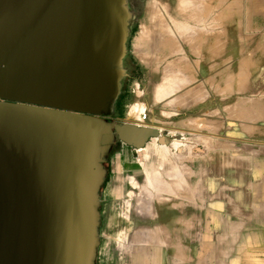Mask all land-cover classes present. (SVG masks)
Returning <instances> with one entry per match:
<instances>
[{"label":"water","instance_id":"obj_1","mask_svg":"<svg viewBox=\"0 0 264 264\" xmlns=\"http://www.w3.org/2000/svg\"><path fill=\"white\" fill-rule=\"evenodd\" d=\"M139 14L128 0H0V264H97L106 149L166 145L113 120Z\"/></svg>","mask_w":264,"mask_h":264},{"label":"rangeland","instance_id":"obj_2","mask_svg":"<svg viewBox=\"0 0 264 264\" xmlns=\"http://www.w3.org/2000/svg\"><path fill=\"white\" fill-rule=\"evenodd\" d=\"M163 1L165 0H133L130 3L140 14L135 19L132 36L128 44V55L125 60L128 76L123 82L122 93L117 101L121 115L113 117V120L120 123L157 128L159 131L164 132L166 137L164 148H168L165 151L171 155L165 152V154L170 156L169 159H166L169 162H165V160L162 163L163 166L158 168V164L154 163L153 160V151L155 148V150H164L161 147L162 145L158 144L157 139L154 138V141L150 139L146 144L148 145L147 159L144 156L143 158L142 156L139 157L137 150L135 151L119 142L115 144L107 164L109 167L108 179L106 183L104 182L105 184L102 188V237L109 235L110 226L119 221H124L125 225L130 226L128 228L124 227V231H129L130 233L132 231V234H135L136 231L139 233L142 224L151 223L153 208L156 209L157 207L159 210L165 203L169 204L170 208H173L181 198L186 200L191 198L193 203H196L199 201V197L194 195L195 191L206 193L208 200L206 212L209 223L218 221V219H232V222L228 223L225 221L223 223V230L230 229L233 225L242 227L241 229L251 225H259V231H264V221L254 223L255 218L251 217L249 213L251 210L256 213V216L253 215L257 219L264 218V133H262L264 132V111H262L264 110V62H262L264 61V54H262L264 53L262 52L264 51V0H230L236 5L237 3L240 5L239 8L236 7L237 10H235V5H231L232 3L229 0H221L224 4H230H227L228 7L232 6L231 8L229 7L231 10L229 12L227 5H223L221 2L222 6H224L223 11H226L224 17L227 18L220 22V24L223 23L221 27L224 26V29L220 27L219 35L215 37H219L222 45L214 46V49H216L214 53H212L213 50H208L203 56L206 58V60L204 58V62L208 64H206L207 68H205V71L211 72L212 64L215 62L216 67L222 71V79L217 84L203 81L204 84L202 86L204 87L202 88L204 89L201 88L200 91L194 92L193 95L191 93L192 97L190 94L187 96V93L184 94L185 92L183 91L189 86L188 90L192 87L194 88V86L191 87L194 82L189 83L187 80L192 72L195 74L194 71L196 69L192 66L194 71H191V68V70L187 71L183 66L186 61L178 64L177 55L174 53V50L177 51V49H173L174 54L171 50L170 52L173 55L170 53L171 55L169 56L168 50L172 49V47L168 48L163 43L164 41H161L163 36L160 35L161 31L159 32V27L157 26L159 24L158 18L163 10ZM147 5H151V7L149 8ZM153 13L154 15L158 13L159 16L158 14V17L154 16ZM208 17L210 16L204 19V22H208H206L207 26L210 25L209 22L211 23L212 20H210L211 17ZM195 21L193 22L195 24L189 23L196 26L193 29L195 34L191 31V34L187 33L185 36L186 38L189 37L188 40H190V37L193 38L191 39L193 42L191 41L190 44L194 47L197 46L194 36L198 32L197 27L201 26V24H196ZM211 28L208 27L206 29L205 27V35L203 30V33L199 31L208 41L214 37L213 27ZM143 35H145V39L143 38L144 42L141 41ZM136 37L141 38V40ZM185 37L179 38L180 41L179 39L177 40L182 46L184 43L181 44V40L185 39ZM163 40L165 39L163 38ZM223 40H226L225 43ZM207 46L208 48L213 47L209 42ZM192 49L194 50L193 47ZM190 51V59L194 63L195 60L192 54H194L195 50L194 52ZM216 52H218V57L217 55L216 57L212 55ZM167 55L169 57H166ZM211 56L213 59H210ZM174 60L176 66L174 62L175 68L173 67V69L171 67ZM246 60L250 62L249 64L247 63L248 61L245 63L252 66L251 70L246 71L249 73H247L249 77L247 79L244 78L245 71L241 73L242 68L245 69L243 61ZM168 66L171 67L169 68ZM170 69L173 70L171 71ZM176 69L180 71H176ZM238 69L240 70L238 72L242 75V78H240L242 81L239 80L238 84H236V81H232L229 75ZM174 70L175 72H173ZM174 73L177 74L175 75ZM185 74L189 76H186L187 80L186 77H183ZM241 75L239 76L241 77ZM244 79L246 82H244ZM230 80L232 81L231 83ZM223 81L226 83L224 84ZM160 82L161 84H159ZM184 82L186 84L188 82L189 85L187 86ZM227 83L231 84V87L229 86L230 89ZM223 85H227V88ZM158 86L169 87L166 91L168 94L159 99L158 97L156 98V94L154 95ZM216 88L219 89L216 90ZM188 90L186 91L188 92ZM201 90L204 91L202 92ZM195 93H198L197 96H195ZM198 99L201 101H198ZM137 102L146 104L147 120L138 118L133 121L127 116L128 109ZM238 113L240 116H238ZM174 143H181V145L178 149H173L171 145ZM159 174L161 175L160 177ZM156 175L157 177L154 178ZM165 181L167 182L166 184ZM172 189L174 193L171 192ZM177 189L180 194L176 193ZM103 191H117V198L115 197L114 199L118 201L110 199L104 201ZM120 191H123L124 195H120ZM159 192H161L160 195L158 194ZM162 192H165V194H162ZM191 192L193 195L189 196ZM173 194L179 196L175 197ZM158 195L163 197L160 198ZM165 198L168 201H164ZM157 200L158 202H155ZM216 201L225 204H236V202H239L241 206H244L243 209H248V212L244 211L238 215V212L227 213L218 211L213 205ZM158 210L155 212L156 221L158 220V215L159 218L163 216L166 220L169 212L167 214L160 212L159 214ZM211 230L216 231L218 229L213 228ZM252 246L256 248L252 250L256 254L254 256L256 260H264V251L261 250L264 244L261 246L253 243ZM246 247L251 250V245H246Z\"/></svg>","mask_w":264,"mask_h":264},{"label":"crops","instance_id":"obj_3","mask_svg":"<svg viewBox=\"0 0 264 264\" xmlns=\"http://www.w3.org/2000/svg\"><path fill=\"white\" fill-rule=\"evenodd\" d=\"M122 192L120 195H124ZM195 192L194 195L199 197L196 203L181 199L168 211L159 209V214L169 212L166 220L158 215L156 221L157 208H153L151 223L142 224L139 233L124 231V227H130L124 221L111 225L109 235L101 237L97 264H264V260H256L252 251L256 249L253 243L264 244V231H259V225L248 226L246 231L236 225H231V230H223V223L232 222V219L209 223L206 193ZM116 194L117 191H103V200L118 201L114 199ZM213 205L221 212H238V215L248 212L239 202L231 205L216 201ZM249 213L255 218L254 223L264 221V218L257 219L254 211ZM213 228L218 230H211ZM246 245H251V250ZM261 250L264 251V247Z\"/></svg>","mask_w":264,"mask_h":264},{"label":"bare ground","instance_id":"obj_4","mask_svg":"<svg viewBox=\"0 0 264 264\" xmlns=\"http://www.w3.org/2000/svg\"><path fill=\"white\" fill-rule=\"evenodd\" d=\"M153 1V0H152ZM223 1H225V0H223ZM230 1V0H229ZM237 1V0H236ZM241 1V0H240ZM221 0H165V1H163V7H162V13H160L161 15L159 16V14H158V16H159V18H158V21H159V24H158V26L157 27H159V32L161 31V33H160V35H162L163 36V38L165 39V40H163V38L161 39V41H164L163 43L166 45V46H168V48H170V47H172V49L170 48V50H168L169 51V56L173 53V49H177V51H175L174 50V53H176V59L178 60H176L177 62H178V64L179 63H182V61H186V62H184L183 64V66L186 68V70L187 71H189V70H191L193 67L196 69V71H194L193 69L191 70V71H194V73L195 74H193V72H192V74L190 75V77L189 76H187L186 74H185V76H183L184 78L187 76V77H189L188 78V80H187V77H186V80L187 81H189V83H191V82H194V84L193 85H191V87L192 86H194V88L192 87L190 90H188L189 89V87L188 88H186V90H188V92L185 90V91H183V92H185L184 94H186L187 93V96L190 94L191 95V93H192V95H193V93L194 92H196V91H200V89L202 88V87H204V86H202L203 84H204V82L203 81H208V82H215L216 84H217V82L219 81L220 82V80L222 79V71L220 70V68H217L216 66V63L214 62V64H212V71L211 72H209V71H205V68H207V63H205L204 61L206 60V58L203 56V55H205V53H206V51H208V50H213V52L212 53H214L215 51L214 50H216V49H214V46L215 47H217L218 46V44H220V42L221 41H219V37H215V36H217V35H219V30H220V27H221V25L223 24H220V22H222V20H225V18H227V17H224V13H226V11L224 12L223 11V9H224V6H222V4H221ZM232 4L231 5H235V8L237 7V8H239V4L237 3V5H236V3H233L232 1H230ZM229 2V3H230ZM150 3V2H149ZM153 3H155V2H153ZM158 3V2H157ZM161 3V2H160ZM223 3V5H227V4H224V2H222ZM155 5V4H154ZM228 5H230V4H228ZM228 5H227V7H228ZM148 6V5H147ZM159 6V5H158ZM149 8L151 7V5L150 6H148ZM154 7H156V6H154ZM230 8L232 7V6H229ZM229 7H228V10H229V12H231V10L229 9ZM237 8L235 9V10H237ZM244 8L246 9V7H245V5H244ZM159 9V8H158ZM226 9V8H225ZM227 10V11H228ZM234 10V9H233ZM239 10V9H238ZM149 12V11H148ZM152 12V11H151ZM150 12V13H151ZM154 12V11H153ZM157 12H159V11H157ZM245 12H247V11H245ZM228 13V12H227ZM237 13H239V12H237ZM149 14V13H148ZM157 14L156 15H154V13H153V15L154 16H157ZM152 15V14H151ZM149 16H150V14H149ZM149 16H148V18H149ZM153 16V17H154ZM157 16V17H158ZM207 16H210V17H208V18H210V20H211V23L209 22V26H207L206 25V22H204V19H206L207 18ZM156 18V17H155ZM157 19V18H156ZM196 20V21H195ZM207 20H209V19H207ZM209 20V21H210ZM227 20V19H226ZM155 21V20H154ZM196 22V24H201V26H199V27H197V30H198V32H197V37H196V35L194 36L195 37V39H194V41L196 42L195 44H197V46H191V41L193 42V40H191V39H193L192 37H190V40H188V38H186L185 36H186V34L187 33H189V34H191L190 32L192 31V33H194L195 34V31L193 32V29H195L196 28V26H194V25H191V24H195V23H193V22ZM149 22V21H148ZM189 23H191V24H189ZM208 23V22H207ZM203 25V26H202ZM234 25V24H233ZM205 27H206V29L209 27L210 29H212L211 27H213V30L214 31H212L213 33H214V37L211 39V40H207L206 38H204V35H205V32H204V30H205ZM224 27V26H223ZM223 27H221V29L223 28ZM145 29V28H144ZM209 29V30H210ZM224 29V28H223ZM202 30H203V32H204V35L203 34H201V33H203L202 32ZM201 33H200V32ZM148 32V31H147ZM157 32V31H156ZM221 32H222V30H221ZM144 33V32H143ZM223 33H224V30H223ZM226 33V32H225ZM178 34H179V36H182V37H179L178 36ZM185 34V35H184ZM200 34V35H199ZM222 34V33H221ZM159 35V34H158ZM173 37H172V36ZM199 35V36H198ZM211 35H212V33H211ZM222 35H224V34H222ZM240 35V34H239ZM145 35H143V37H142V40H141V38H138V37H136V38H138L139 40H141L142 42H144L143 41V38L145 39V37H144ZM183 36L185 37V39H183V40H181L182 41V43L181 44H183L184 43V45L182 46V45H180V43L179 42H177V40L180 38H183ZM192 36V35H191ZM140 37H141V35H140ZM146 37H147V35H146ZM149 37V36H148ZM179 37V38H178ZM239 37V36H238ZM156 38V37H155ZM173 38H175V39H173ZM146 39H148V38H146ZM151 39H153V38H151ZM180 39H179V41H180ZM249 39V38H248ZM206 40V41H205ZM140 41V42H141ZM160 41V40H159ZM161 41H160V44H161ZM224 41V43H225V41L226 40H223ZM222 41V42H223ZM209 42V44H212V46L213 47H211V48H208V46H207V43ZM240 43H242V42H240ZM250 43V42H249ZM142 44V43H141ZM151 44V43H150ZM163 44V45H164ZM220 45H222V43L220 44ZM166 46H164V47H166ZM258 46V45H257ZM256 46V47H257ZM192 47L194 48V50H195V52H194V50L192 49ZM223 47V46H222ZM255 47V48H256ZM259 47H261V46H259ZM206 48H208L207 50H206ZM213 48V49H212ZM253 48V47H252ZM254 48V49H255ZM222 49V48H221ZM153 50V49H152ZM156 50V49H155ZM172 50V51H171ZM190 50H192V52H194V54H192L193 56H194V63H192V59H190V55H191V51ZM257 50V49H256ZM172 53H171V52ZM218 51V50H217ZM241 51V50H240ZM243 51V50H242ZM158 52V51H157ZM262 52H264V51H262ZM145 53V52H144ZM171 53V54H170ZM173 53V54H174ZM217 53L218 52H216L215 54H212L213 56H215L216 57V55H217ZM251 53V52H250ZM172 54V55H173ZM262 54H264V53H262ZM168 55L166 56V57H169ZM175 56V55H174ZM140 57V56H139ZM143 57V56H142ZM165 57V58H166ZM172 57V56H171ZM217 57H218V55H217ZM147 58H148V56H147ZM204 58H205V60H204ZM212 58V56L210 57V59ZM230 58V57H229ZM228 58V59H229ZM250 58V57H249ZM249 58H247L248 60H249ZM163 59V58H162ZM174 59V58H173ZM213 59V58H212ZM175 60L174 61H172V62H170V63H172V67L171 68H173L174 67V62H175ZM189 60V61H188ZM245 60V59H244ZM248 60H246V61H243L244 62V64H243V62H242V64L244 65V67H245V69L244 68H242L241 70V73L242 72H244L245 71V73L246 74H244V78H249L248 77V72H246V71H249V70H251V68H252V66H249L248 64H249V62L250 61H248ZM242 61V60H241ZM248 61V62H247ZM167 62H169V61H167ZM217 62V61H216ZM245 62H247L248 64H246ZM262 62H264V61H262ZM207 64V65H206ZM246 64V65H245ZM169 65V64H168ZM175 66H176V62H175ZM193 66V67H192ZM210 66V65H209ZM169 67V66H168ZM169 67V68H170ZM201 67V68H200ZM211 67V66H210ZM162 68V67H161ZM164 68V67H163ZM175 68V67H174ZM173 68V69H174ZM191 68V69H190ZM254 68V67H253ZM172 69V70H173ZM171 70V69H170ZM171 70V71H172ZM180 71L179 69H176V71ZM163 71V70H162ZM235 71V72H234ZM233 71V73L231 72L230 73V75H229V77H230V79L233 81V80H235L236 81V84H238L237 82L239 81V80H241L240 78H242V75L240 74V72H238V71H240L239 69L236 71V70H234ZM173 72H175V70L173 71ZM182 72V71H181ZM251 72V71H250ZM178 73H180V72H178ZM190 73V72H189ZM248 73V74H247ZM165 74V73H164ZM169 74V73H168ZM175 75L177 74V73H174ZM182 74V73H181ZM252 74V73H251ZM184 75V74H183ZM239 75H241V77L239 76ZM247 75V76H246ZM168 76V75H167ZM180 76V75H179ZM182 76V75H181ZM246 76V77H245ZM164 77V76H163ZM169 77V76H168ZM169 78H171V77H169ZM177 78V77H176ZM226 79H227V77H226ZM226 79H225V81H226ZM230 80V83L232 82ZM245 80V79H244ZM225 81H223V83L225 84L226 82ZM234 81V82H235ZM242 81V80H241ZM205 82V83H206ZM218 82V83H219ZM244 82H246V80L244 81ZM248 82V81H247ZM185 84H186V82H184ZM189 83L187 82V86L189 85ZM210 83V84H211ZM214 83V84H215ZM240 83H242V82H240ZM159 84H161V82L159 83ZM162 84H163V82H162ZM207 84V83H206ZM246 84V83H245ZM164 85V84H163ZM208 85H209V83H208ZM213 85V84H212ZM227 85H228V88L230 89V85L231 84H228L227 83ZM227 85H223L224 87H226L227 88ZM169 86V85H168ZM211 86V85H210ZM214 86V85H213ZM230 86V87H229ZM157 88V90H155L156 91V93H154V95L156 94V98L158 97V99L159 98H161L162 96H165V95H167L168 93L166 92L167 91V88L169 89V87H162V86H158V87H156ZM171 88V87H170ZM185 88V87H184ZM209 88H211V87H209ZM182 89V88H181ZM202 89H204V88H202ZM217 89H219V88H216V90ZM237 89V88H236ZM214 90V89H213ZM238 90V89H237ZM190 91V92H189ZM202 91V90H201ZM204 91V90H203ZM202 91V92H203ZM236 91V90H235ZM220 92V91H219ZM222 92H223V90H222ZM184 94H182V95H184ZM196 94V93H195ZM194 94V95H195ZM198 94V93H197ZM197 94L195 95V96H197ZM220 94V93H219ZM223 94H225V93H223ZM228 94V93H227ZM253 94V93H252ZM192 95H191V97H192ZM201 95V94H200ZM186 96V95H185ZM194 97V96H193ZM155 98V97H154ZM186 98V97H185ZM184 98V99H185ZM195 98V97H194ZM223 98V97H222ZM183 99V100H184ZM196 99V98H195ZM190 100H192V99H190ZM200 99H198V101H199ZM251 100V99H250ZM185 101V100H184ZM183 101V102H184ZM196 101V100H195ZM201 101V100H200ZM253 101V100H252ZM188 102V101H187ZM197 102V101H196ZM255 102V101H254ZM182 103V102H181ZM190 103V102H189ZM189 103H187V105H189ZM244 103V102H243ZM180 104V103H179ZM192 104V103H191ZM250 104H251V102H250ZM182 105V104H181ZM229 105V104H228ZM234 105V104H233ZM255 105V104H254ZM230 106V105H229ZM237 106H239V105H237ZM256 106H258V105H256ZM235 107V106H234ZM244 107V106H243ZM222 108V107H221ZM225 108V107H224ZM227 108V107H226ZM237 108V107H236ZM244 109H245V107H244ZM243 109V110H244ZM248 109V108H247ZM246 109V110H247ZM129 110V112H128V117L131 119V120H135V119H140V120H147V111H146V104L145 103H143V102H137L134 106H132L130 109H128ZM239 110V109H238ZM250 110H251V108H250ZM235 111H237V110H235ZM262 111H264V110H262ZM219 112V111H218ZM162 113V112H161ZM258 113H260L261 114V112L260 111H258ZM163 114V113H162ZM216 114H217V112H216ZM235 114V113H234ZM242 114V113H241ZM161 115V114H160ZM238 116H240V114L238 113ZM248 116V115H247ZM252 117V116H251ZM216 118V117H215ZM238 118V117H237ZM246 119V118H245ZM260 119H262V118H260ZM188 120V119H187ZM242 120V119H241ZM251 120V119H250ZM139 121V120H138ZM249 121V120H248ZM254 121V120H253ZM252 121V122H253ZM242 122V121H241ZM216 125V124H215ZM222 127V126H221ZM242 127V126H241ZM251 127V126H250ZM218 128V127H217ZM249 129V128H248ZM253 129V128H252ZM251 129V130H252ZM262 133H264V132H262ZM153 141L155 140L154 138L152 139ZM220 143V142H219ZM172 144V143H171ZM181 145V143L179 144V143H174L173 145H171V147L173 146V149H178V147ZM183 145V144H182ZM160 147V146H159ZM162 148H163V150L164 151H162V149L161 148H159V149H161V150H155L154 149V151H153V160H154V163H157L158 165V168L160 167V166H163L162 165V163L166 160V159H169L170 158V156L168 155V154H170V153H168L167 151H165V150H167V149H165L164 147H165V145H162L161 146ZM215 147V146H214ZM184 148H185V146H184ZM184 150V149H183ZM147 151H148V145H146V147L144 148V149H142V150H137V152L138 153H141L142 154V158H143V156H144V158L145 159H147ZM169 151V150H168ZM164 152V153H163ZM165 152L166 153H168V154H165ZM185 153V152H184ZM152 154V153H151ZM169 157H168V156ZM171 155V154H170ZM181 155V154H180ZM174 159V158H173ZM181 160V159H180ZM179 160V161H180ZM165 162H169V160H166ZM141 165V164H140ZM176 165V164H175ZM178 168V167H177ZM187 169V168H186ZM175 172V171H174ZM178 172V171H177ZM160 173V172H159ZM156 174V173H155ZM154 174V175H155ZM158 174V173H157ZM163 174V173H162ZM167 174H168V172H167ZM166 174V175H167ZM173 174V173H172ZM174 175V174H173ZM153 176V175H152ZM161 175L159 174V177H160ZM155 177H157V175L156 176H154V178ZM179 177V176H178ZM181 178V177H180ZM173 179V178H172ZM162 180V179H161ZM168 180V179H167ZM151 184H152V182H150ZM167 182L165 181V184H166ZM175 183H176V181H175ZM174 183V184H175ZM181 183V182H180ZM171 184H172V182H171ZM152 185H154V184H152ZM170 186V185H169ZM164 187V186H163ZM161 188V187H160ZM176 188H178V187H176ZM163 189V188H162ZM180 189H181V187H180ZM155 190V189H154ZM166 190V189H165ZM169 191H170V189H168ZM169 191H167L168 193H169ZM173 191V189L171 190V192ZM175 191V190H174ZM180 191V190H179ZM143 192V191H142ZM156 192V191H155ZM158 192V191H157ZM170 192V193H171ZM183 192H185V191H183ZM183 192H182V194H183ZM172 193H174V192H172ZM176 193L177 194H180L179 192H178V189H177V191H176ZM188 193V192H187ZM196 193V192H195ZM139 194V193H138ZM152 194H154L153 192H152ZM159 195L161 194V192H159L158 193ZM162 194H165V192H162ZM192 194V193H191ZM158 195V196H159ZM168 195H170V194H168ZM174 196H175V194H173ZM173 196V197H174ZM179 196V195H178ZM178 196H175V197H178ZM187 196V195H186ZM190 196V195H189ZM154 197V196H153ZM160 197V196H159ZM161 197H163V196H161ZM160 197V198H161ZM174 197V198H175ZM158 198V197H157ZM156 198V199H157ZM160 198H158V199H160ZM163 199V198H162ZM182 199V198H181ZM191 199V198H190ZM170 200V199H169ZM164 201H168L167 200V198H165L164 199ZM181 201V200H180ZM188 201V200H187ZM155 202H158V200L157 201H155ZM172 202H174V201H172ZM171 204V203H170ZM172 204H174V203H172ZM181 204V203H180ZM231 205H233V204H231ZM157 208V207H156ZM160 209H162V210H169L170 209V207H169V204L167 205V203H165V204H163V206H161V208ZM180 209V208H179ZM158 210V209H157ZM156 211V210H155ZM161 211V210H160ZM166 211V213H168ZM159 219V218H158ZM160 219H162V218H160ZM160 225V224H159ZM149 228V227H148ZM162 228V227H161ZM166 232V231H165ZM183 233V232H182ZM163 235V234H162ZM166 235H168L167 233H166ZM164 237V236H163ZM166 237V236H165ZM168 237H169V235H168ZM167 237V238H168ZM216 237V236H215ZM164 243H165V241H164ZM178 249V248H177ZM179 253V252H178Z\"/></svg>","mask_w":264,"mask_h":264},{"label":"trees","instance_id":"obj_5","mask_svg":"<svg viewBox=\"0 0 264 264\" xmlns=\"http://www.w3.org/2000/svg\"><path fill=\"white\" fill-rule=\"evenodd\" d=\"M121 115V112L119 110V106H118V102L116 104V109H115V113L113 115V117H119ZM118 141L116 139H114L111 144L108 146V148L106 149L105 151V156H104V165H103V169H104V178H105V183H106V180L108 179V171H109V167H108V161H109V158H110V155H111V152L115 146V144L117 143ZM104 183V184H105Z\"/></svg>","mask_w":264,"mask_h":264},{"label":"flooded vegetation","instance_id":"obj_6","mask_svg":"<svg viewBox=\"0 0 264 264\" xmlns=\"http://www.w3.org/2000/svg\"><path fill=\"white\" fill-rule=\"evenodd\" d=\"M129 1V5H130V3L133 1V0H128Z\"/></svg>","mask_w":264,"mask_h":264}]
</instances>
